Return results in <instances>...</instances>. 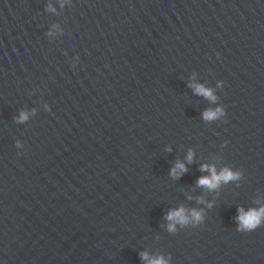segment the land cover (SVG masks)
Wrapping results in <instances>:
<instances>
[{"label": "water", "instance_id": "1", "mask_svg": "<svg viewBox=\"0 0 264 264\" xmlns=\"http://www.w3.org/2000/svg\"><path fill=\"white\" fill-rule=\"evenodd\" d=\"M240 208H264V0H0V264H264Z\"/></svg>", "mask_w": 264, "mask_h": 264}, {"label": "clouds", "instance_id": "2", "mask_svg": "<svg viewBox=\"0 0 264 264\" xmlns=\"http://www.w3.org/2000/svg\"><path fill=\"white\" fill-rule=\"evenodd\" d=\"M197 94L203 95L206 98L215 101L216 97L213 94V91L205 88L202 85H194ZM225 112L222 108H217L215 110H209L204 113V119L212 121L214 119L223 117ZM28 119L27 113H23L20 117L21 121H26ZM193 159V155L190 154L188 157L189 162ZM202 171L210 172V176H205L199 179L198 184L201 187H207L209 189H216L220 184L227 183L231 180L239 179V174L233 172L232 170L225 168L222 171L217 173L215 166L204 165L201 169ZM187 172V168L184 164H178L176 168L172 170L173 176L179 177L181 174ZM239 215L237 216V221L240 225L238 230L241 231H254L257 228L264 226V208L259 209H249L245 211L243 208L238 209ZM191 217L195 220H200L202 218L201 213L193 210L191 212ZM167 219L173 221L174 223L170 224V230H175V223H189V217L186 214L184 208L179 210L172 211L168 214ZM143 259L149 261V264H167V261L163 257L159 259H150L147 254L143 255Z\"/></svg>", "mask_w": 264, "mask_h": 264}]
</instances>
